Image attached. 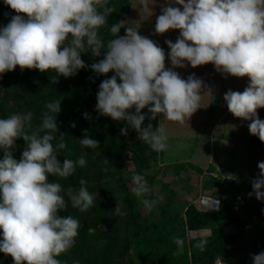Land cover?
Masks as SVG:
<instances>
[{"label": "clouds", "instance_id": "obj_1", "mask_svg": "<svg viewBox=\"0 0 264 264\" xmlns=\"http://www.w3.org/2000/svg\"><path fill=\"white\" fill-rule=\"evenodd\" d=\"M4 3L17 15L0 29V74L19 66L21 70L55 71L70 77L87 67L81 59L82 52L90 49L93 56L99 57L101 49L106 48L104 58L91 68L97 74L110 71L115 74L99 85L96 110L115 121H127L153 151L166 150L168 136L162 125L155 131L151 123L141 127L146 119L142 109L148 108L149 119L162 114L168 121L183 124L201 107L205 96L212 97L211 89L202 93L207 86L195 74L185 80L176 71L166 69L164 50L138 34L136 27H127L126 35L119 36L124 22L112 25L109 31L117 38L105 43L99 30L115 10L108 6L109 0H4ZM175 3L182 5L183 10L163 7L155 25L158 34L180 30L175 43L165 41L171 65L184 68L190 64L196 68L212 63L225 78L248 77L249 84L243 92L228 90L223 100L235 117L251 121L250 134L264 142V120L257 113V109L264 108V0H175ZM69 34L71 40L65 45ZM133 107L134 114L128 111ZM45 109L38 126H33L31 111L0 119V149L4 150V158L0 160L3 237L0 252L10 255L14 264H63L57 257L75 245L81 223L71 215L59 216L58 211L66 209L68 202L82 213L94 206L95 198L88 191L86 180L80 179L79 188L69 187L66 191L59 182H49V175L68 178L77 167H85L87 154L75 160L66 158L61 164L52 143L57 139L60 100L47 102ZM84 117L90 119L88 113ZM121 133L126 135V128ZM17 138H23L27 145L19 161L10 151ZM79 142L90 149L99 146L87 131ZM56 147H67L63 134ZM257 167L260 172L252 180L253 192L248 195L264 200V162ZM132 183L137 198L151 191L143 175L133 174ZM141 203L151 211L156 202L143 199ZM204 203L210 204V200L205 198ZM113 215H126L121 204L117 203ZM94 231L88 228L89 234ZM173 240L179 255L184 240L180 237ZM206 244L207 240L201 239L195 246L203 249ZM252 261L264 264V251L253 255Z\"/></svg>", "mask_w": 264, "mask_h": 264}, {"label": "trees", "instance_id": "obj_2", "mask_svg": "<svg viewBox=\"0 0 264 264\" xmlns=\"http://www.w3.org/2000/svg\"><path fill=\"white\" fill-rule=\"evenodd\" d=\"M108 6L115 10L106 17V25L99 30L105 43L117 38L111 35L109 29L118 22L126 21L131 13L132 0H109ZM8 9L7 5L0 4V29L12 18ZM118 35H126L125 26ZM70 40L69 34L65 45ZM105 54L106 48L101 49L99 57L93 56L90 49L82 52L81 59L87 67L70 77L58 75L55 71L21 70L19 66L0 74V119L31 111L33 126H38L41 114L46 110L45 104L59 99L61 111L56 114L57 139L52 141L57 159L62 164L66 158L75 160L87 154L86 166L77 167L72 176L48 177L49 182H59L65 191L69 187L79 188L80 179H84L88 191L95 198L94 206L87 212L72 208L70 202L66 209L58 211L61 217L71 215L77 218L81 228L75 245L57 259L63 264H214L218 256H223L228 257L229 264H234L236 235L195 234L214 222L237 221L236 213L225 202L217 210L200 208L193 202L183 204L176 199L177 191L171 181H163L157 191V195H161L160 201L151 211L141 203L143 199H155L153 183L163 168H153L157 152L138 138L137 131L131 128L126 135L121 133L127 121H115L96 110L99 85L115 74L114 71L97 74L92 70L91 65L102 60ZM215 108L210 106L206 112L211 113ZM85 113L90 119H85ZM85 131L89 138L99 142L97 149L81 146L79 140L84 138ZM61 134L67 145L65 149L56 147ZM26 146L23 138H17L10 149L13 158L19 161ZM3 158L4 150L0 149V160ZM173 166L176 169L182 164ZM105 168L108 171H104ZM175 173L180 172L175 170ZM133 174L143 175L151 190L139 201L132 192ZM61 194L64 195L63 192ZM65 199L67 201L66 196ZM117 203L122 205V212L126 215H113ZM88 228L95 231L89 234ZM173 237L184 240L183 251L179 255L176 254L178 249ZM201 239L207 240L203 249L195 246ZM263 240L264 227L254 241L255 254L263 251ZM0 264H14V261L10 255L0 252Z\"/></svg>", "mask_w": 264, "mask_h": 264}, {"label": "crops", "instance_id": "obj_3", "mask_svg": "<svg viewBox=\"0 0 264 264\" xmlns=\"http://www.w3.org/2000/svg\"><path fill=\"white\" fill-rule=\"evenodd\" d=\"M169 1L183 10V6L173 0ZM226 84V78L223 77L220 80L221 91L209 87L212 95L222 97L213 112H206L210 104L201 103V107L183 123L187 129L194 130L197 126L199 132L192 138H197L198 143L191 153L182 159L186 162L181 163V167L177 166L175 169L174 164L166 166L162 169V175H166V170H171L168 180L173 186L181 187L180 191L177 189V200L183 204L193 202L200 208L209 205V209L217 210L221 203L225 202L236 213L237 221L214 222L208 227V234L236 235L233 263L253 264V244L259 230L264 227V200L256 199L254 194H248L253 192L252 180L257 178L260 172L257 165L264 162V142L250 134L251 121L237 118L229 112L223 96L232 89H227ZM248 84L249 81L244 88L235 91L243 92ZM257 113L259 118L264 120V108L257 109ZM175 170L180 173L176 174ZM221 176H230L233 180L227 182ZM205 198L210 200V204L204 203ZM218 258L229 264L228 257L218 256L216 259Z\"/></svg>", "mask_w": 264, "mask_h": 264}, {"label": "rangeland", "instance_id": "obj_4", "mask_svg": "<svg viewBox=\"0 0 264 264\" xmlns=\"http://www.w3.org/2000/svg\"><path fill=\"white\" fill-rule=\"evenodd\" d=\"M145 3L147 4V6H145ZM0 4L6 5L4 3V0H0ZM166 6L178 7L177 5L171 3L169 0H132L131 13L127 16L126 21H124L125 28L136 27L138 34L151 39L157 44V46L161 47L165 52L166 69H172L176 71L180 74L181 78L185 80L189 75L192 74H195L197 78L201 79L204 85L207 86L206 89H202V93L203 91L210 89L209 87H211L212 90L221 91L222 88L220 86V80L221 78L225 77V75L217 72L215 66L212 63L197 66L196 68L191 67V65L187 64V62H185L187 66L184 68H173V66L171 65V61L168 56L170 49L168 48V45L165 43V41L171 40L173 43H175L178 36L180 35V30L170 29L163 34H158L155 32L157 18L162 14L163 7ZM8 8V13L10 14V16L17 15V13L9 6ZM248 81L249 78L246 76L234 77L231 75H227L226 87L227 89H232L233 91L239 90L244 88ZM201 103H207L209 105L210 99L207 100V97L205 96ZM128 111L134 114L135 108L133 107ZM141 114L145 115L146 117L145 121L141 125L142 128L147 127V125L151 123L153 131H155L159 127V125H162L165 128V132L168 136V147L164 151L157 152V161L153 163V168L157 170L159 167L164 168L175 163L181 164L186 162L182 159L188 156L191 153L192 148H194V146L198 143V140H196L197 138H192L193 135L195 136V134L199 132L197 126L194 130L192 128L187 129L184 124L168 121L162 114H157L155 119H149V117H151V113L148 112L147 107L141 110ZM123 128H126L127 132H130L132 127L128 124H125ZM170 172L171 170L169 169L166 170V175H162L161 172V174L158 175L153 183L154 194L156 195L155 199L153 200L156 202L155 204H157L161 198V195H157L158 188L160 187L161 182L169 181L168 173ZM172 187L176 191L177 189L179 191L181 190L180 186V188H178L177 185H172ZM136 199L139 201V198L136 197ZM176 199H178V195L176 196ZM208 233H210L208 227L195 232L196 235Z\"/></svg>", "mask_w": 264, "mask_h": 264}, {"label": "water", "instance_id": "obj_5", "mask_svg": "<svg viewBox=\"0 0 264 264\" xmlns=\"http://www.w3.org/2000/svg\"><path fill=\"white\" fill-rule=\"evenodd\" d=\"M222 97L220 95L214 94L210 98V106L217 107L221 101Z\"/></svg>", "mask_w": 264, "mask_h": 264}, {"label": "built area", "instance_id": "obj_6", "mask_svg": "<svg viewBox=\"0 0 264 264\" xmlns=\"http://www.w3.org/2000/svg\"><path fill=\"white\" fill-rule=\"evenodd\" d=\"M217 177H218V175H217ZM229 177H230V176H225V177H224V176H221V178L224 179L225 181H227V182H232L233 178H232V177L229 178ZM208 206H209V205H206L205 207H206L207 209H209ZM214 264H228V263H227L226 261H224V260L218 258V259L215 260V263H214Z\"/></svg>", "mask_w": 264, "mask_h": 264}, {"label": "bare ground", "instance_id": "obj_7", "mask_svg": "<svg viewBox=\"0 0 264 264\" xmlns=\"http://www.w3.org/2000/svg\"><path fill=\"white\" fill-rule=\"evenodd\" d=\"M173 1H175V0H173ZM182 6V5H181Z\"/></svg>", "mask_w": 264, "mask_h": 264}]
</instances>
